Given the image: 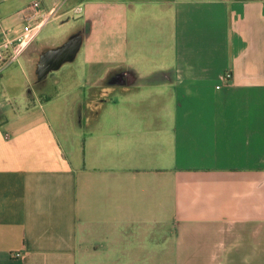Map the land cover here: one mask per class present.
I'll list each match as a JSON object with an SVG mask.
<instances>
[{
	"label": "crops",
	"instance_id": "obj_1",
	"mask_svg": "<svg viewBox=\"0 0 264 264\" xmlns=\"http://www.w3.org/2000/svg\"><path fill=\"white\" fill-rule=\"evenodd\" d=\"M39 1L24 107L0 99V264H264V0ZM69 67L88 91L50 116Z\"/></svg>",
	"mask_w": 264,
	"mask_h": 264
},
{
	"label": "rangeland",
	"instance_id": "obj_2",
	"mask_svg": "<svg viewBox=\"0 0 264 264\" xmlns=\"http://www.w3.org/2000/svg\"><path fill=\"white\" fill-rule=\"evenodd\" d=\"M140 6L141 5L138 4L137 8H139ZM68 19L71 22L81 20V18L79 16H75V15H70ZM51 23L55 24V22H53V21H51ZM110 23H111V21H110ZM62 34H64V33L62 32ZM135 53L136 52H132V54H128V55L125 53H122L121 57H122V59L125 58L127 60L130 57L131 58L135 57ZM80 62H81V59L78 60L77 64ZM22 70H24V71H22ZM67 70H66V72L63 71L65 73H59V72L56 73V74H58V75L60 74L62 77H64L66 79V82L64 81L63 84H61L60 86H58L56 88L57 91H61L62 93H59V96L52 98L51 103H49L47 106L48 109H50V111H49L50 116H52V113L54 112V113H57L56 116L70 117L71 114H70L69 109H68V103L71 101L72 102L76 101L77 99L78 100L83 99L82 95L85 93V91H88L87 87L84 86L85 80H84V77L82 76L83 74H80V72L78 74L72 73L73 76H71L70 67ZM24 72L26 74H29L27 67L25 66V63L22 61V59H17L16 61L11 63L10 65H7L3 69V71L0 75V99H4V98L14 99L15 98L14 103L17 106H19L20 108L24 107V106H21L23 103L21 97L24 94V88H30L28 83H27V79L25 78ZM65 75H68L69 79H67ZM60 81H61V79H60ZM77 88H83V89L77 91ZM70 90L72 91L71 94L68 93V92H70ZM49 93H45V94H49ZM116 98H118V97L115 96L114 99H116ZM1 110L2 109H0V116H2ZM16 255L18 256L19 254H16Z\"/></svg>",
	"mask_w": 264,
	"mask_h": 264
},
{
	"label": "built area",
	"instance_id": "obj_3",
	"mask_svg": "<svg viewBox=\"0 0 264 264\" xmlns=\"http://www.w3.org/2000/svg\"><path fill=\"white\" fill-rule=\"evenodd\" d=\"M24 13L29 20L22 29L13 31L9 29L0 30L2 37L0 39V75L7 65H10L17 59L18 50L16 49V44L23 43L27 37L30 39L34 38L36 32L42 25L53 21L58 15L55 9L50 12L41 11V3L39 0L29 4L25 8ZM226 77H230V74H227Z\"/></svg>",
	"mask_w": 264,
	"mask_h": 264
}]
</instances>
